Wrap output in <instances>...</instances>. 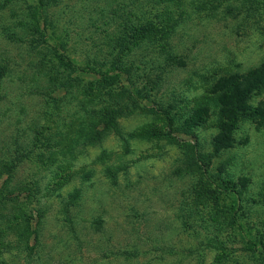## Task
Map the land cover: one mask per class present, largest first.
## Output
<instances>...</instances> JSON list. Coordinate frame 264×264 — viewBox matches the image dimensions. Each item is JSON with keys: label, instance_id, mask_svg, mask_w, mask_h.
I'll return each instance as SVG.
<instances>
[{"label": "trees", "instance_id": "trees-1", "mask_svg": "<svg viewBox=\"0 0 264 264\" xmlns=\"http://www.w3.org/2000/svg\"><path fill=\"white\" fill-rule=\"evenodd\" d=\"M15 4V0H3L0 6L1 13L6 9L11 12L14 22L3 27L6 44L14 48L9 52L0 49V264H5L4 256L18 262L21 255L29 259L37 253L51 199H58L67 227L65 250L75 251L73 241L78 247L87 243L79 235L76 215L83 209L85 189L91 186L90 172L80 178L85 189L76 187L68 196L62 191L75 183L79 157L111 134L124 142L126 153H131V140L142 139L164 140L182 149L183 156L177 161L185 165L177 174L193 175L189 202L179 206V212L188 216L185 225L201 216L199 207H212L218 214L220 199L231 200L230 206L219 211L223 220L217 223L213 219L206 228V240L183 253L194 255L202 247L221 252V258L245 252L264 262V250L259 248L261 233L242 211L246 209L242 192L230 179L221 184L214 181L211 173L214 158L237 144L236 132L245 120L257 131H264V98L255 102L264 94V57L247 70L235 62L230 68L203 69L205 96L193 99L177 90L173 77L188 68L199 76L200 71L176 43L181 28L195 16L212 22H232L239 17L253 21L264 47V0H31L20 15ZM14 50L20 52L13 54ZM87 76L96 80H87ZM78 87L85 88L83 101L77 103L74 121H66L54 110L59 102L56 92L64 89V99ZM14 105L20 109L14 112L17 115L26 110V116H31L23 128L21 116L9 114ZM139 110L158 118L163 126L125 132L122 119ZM55 116L62 120L50 130ZM11 126L12 133L5 134ZM208 127L216 131L210 155L201 152L200 137L193 135ZM177 133L196 142L182 140ZM128 169L124 166L119 172ZM48 174L53 175L51 183L44 180ZM105 174L118 186L116 171L107 166ZM261 201L264 207V199ZM137 217L138 212L132 219ZM91 220L97 230L104 228L101 217L92 216ZM229 242L238 250L227 246ZM160 249L170 254L174 251ZM137 250L114 255L137 258ZM47 254L51 260L58 255L53 247Z\"/></svg>", "mask_w": 264, "mask_h": 264}, {"label": "rangeland", "instance_id": "rangeland-1", "mask_svg": "<svg viewBox=\"0 0 264 264\" xmlns=\"http://www.w3.org/2000/svg\"><path fill=\"white\" fill-rule=\"evenodd\" d=\"M30 1L15 0L18 15L27 10ZM2 2L3 0H0V6ZM63 18L67 20L68 17ZM11 20L13 19L9 10L6 9L2 13L0 10V49L6 52L14 48L13 44H6L3 37L5 34L3 27H11L14 24ZM211 22L204 17L195 16L181 28L176 38L177 46H180L183 55L188 54L195 70L200 71L199 76H196L191 74L190 71L193 70L188 68L185 71L180 70L173 76L174 82L178 83L177 90L190 99L205 96L202 80L204 74L201 73L203 69L214 71L220 66L230 68L235 62L240 63L243 70H247L264 57V47L260 46L263 44L261 33L253 21L245 22L239 17L232 22L225 20ZM19 52L14 50L13 54ZM85 79L96 80L88 76ZM84 91L85 88H75L70 96L64 99L66 91L64 89L57 91L56 99L59 102L54 109L60 113L57 115L59 117L62 115L64 118L62 116L61 118L66 121H74L73 114L78 101H83ZM114 94L111 93V97L115 96ZM206 97L208 99V96ZM263 98L264 94L256 97L255 102ZM15 101L14 98L13 102ZM29 105L31 106V103ZM52 105L51 102L50 106ZM210 106L212 109L215 108L213 102ZM15 111L20 112V109L14 105L10 109L11 117L17 115ZM27 112L25 110L24 113L17 115L22 119L21 128L26 125L27 118L31 117L26 116ZM178 113L183 120L182 107L178 109ZM57 119V116L51 118L50 130L55 122L60 123L62 120ZM179 119L181 121V118ZM212 123L214 119L210 121V125ZM121 124L128 133L142 127L163 126V122L158 118L142 110L134 112L126 120L122 119ZM210 128L212 127L201 128L193 134L200 137L201 152L209 155L212 152V137L216 134V131ZM13 130L14 126H11L9 131L5 130V134L10 135ZM177 136L182 140L196 142L193 137L180 133H177ZM236 138L237 144L234 148L223 152L220 158H214L211 173L214 181L221 184L223 179H230L234 182L232 184L237 185L234 188L242 192L246 206L242 211L245 212L247 221L259 229L262 241L259 248L264 250V207L260 206L261 200L264 199V131H257L252 122L245 120L237 130ZM142 140H131L129 142L131 153H126L124 142L111 134L103 142L88 147L89 149L87 148L76 162L78 164L76 181L68 185L62 194L68 196L76 187L85 189L80 178L83 179L84 174L90 172L92 177L89 178L92 181L88 185L91 186L85 189L83 209L76 215L79 235L85 239L86 244L78 247L73 241L72 247L75 251L69 253L65 250L67 227L62 221L63 215L59 209L58 199H51L48 206L46 205L48 208L46 215L49 217H45L44 237L36 250L37 253L32 254L29 259L21 255L18 262L14 261L16 263L12 258L4 256L5 264H264L257 256L245 252H236L221 258V252L199 247L197 254L183 253L185 248L191 246L195 248L200 240H206L209 234L206 228L213 219L218 220L217 223L223 220L219 211L230 206L231 200L226 197L220 199L219 215L212 207H199L201 216H195L194 220L191 219L193 222L185 225L184 220H188V216L179 212V206L183 202H189L188 192L193 184V175L183 172L177 174V170L183 169L185 165V162L179 164L177 161L183 156L182 149L164 140L161 142ZM107 166L116 171L118 186L112 185L105 177ZM124 166L129 169L120 173ZM48 175L43 178L51 183L53 175ZM137 212L138 217L133 220L134 213ZM92 216L104 220L105 224L102 226L104 228L101 231L91 224ZM227 237L225 233V238ZM227 246L235 250L239 248L230 242ZM51 247L58 254L53 260L47 254ZM165 247L174 249L173 253L160 249ZM127 249L130 251L138 249L140 254L132 259L114 255Z\"/></svg>", "mask_w": 264, "mask_h": 264}]
</instances>
